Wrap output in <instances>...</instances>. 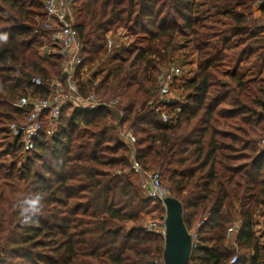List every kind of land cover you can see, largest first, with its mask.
I'll return each instance as SVG.
<instances>
[{"label":"trees","instance_id":"1","mask_svg":"<svg viewBox=\"0 0 264 264\" xmlns=\"http://www.w3.org/2000/svg\"><path fill=\"white\" fill-rule=\"evenodd\" d=\"M196 2L77 0L75 27L87 60L106 52L108 31L122 28L133 37L102 61L97 93L128 96L124 122L137 137L136 159L167 181L187 229L197 232L191 264H229L238 248L246 253L235 264H264L255 231L257 214L264 215V147H257L264 81H245L239 71L251 59L264 67V27L254 17L248 22L252 0H203L228 21L220 35H209ZM44 15L42 0H0V33L8 34L0 58L11 63L0 65V135L8 140L0 150V264H159L165 240L145 229L144 216L165 219V207L131 179L129 148L109 125L106 108L84 113L67 106L57 134L49 136L45 123L32 155L18 158L24 146L10 125L28 114L12 103L47 97L48 82L61 76L62 56L39 54L46 33L34 30L35 17ZM181 35L194 36L198 63L178 123L165 125L151 108L154 84L182 48ZM36 76L43 86L32 84ZM37 192L46 196L44 214L24 225L17 203ZM235 222L233 242L226 233Z\"/></svg>","mask_w":264,"mask_h":264},{"label":"built area","instance_id":"2","mask_svg":"<svg viewBox=\"0 0 264 264\" xmlns=\"http://www.w3.org/2000/svg\"><path fill=\"white\" fill-rule=\"evenodd\" d=\"M42 2L45 15L36 18L34 27L36 32L46 33L40 55L42 57L61 55L63 58L61 76H55L48 82L50 93L47 97L24 95L12 103L14 108L27 112L28 117L22 123L10 125L11 133L21 137L25 155L30 156L45 123L49 125L47 130L49 136L57 134L58 124L64 118V109L67 106H73L75 110L84 113L106 108L109 112L107 117L109 125L114 127L117 138L129 148L130 170L134 176L140 178L141 192L147 198L162 202L170 195L169 187L163 183L158 171L143 168L136 159L137 137L134 131L124 123L125 98L118 94L106 99L97 93L98 87L104 80L105 72L97 71L98 69L91 71L93 63L86 58L84 44L74 24L73 11L77 0H42ZM110 41L111 38L108 36L107 48L111 51L113 44ZM7 63H10V60L6 57L0 58V65L4 66ZM181 74L182 70L179 66H170L167 71L159 74L156 81L154 90L156 100L151 101V108L162 124H177L180 113L184 109V87L189 77H182ZM31 82L38 87L44 85L43 79L39 76L34 77ZM123 172L128 171L125 169ZM144 226L150 232L161 234L163 237L165 235V219L162 223L148 219L145 220ZM238 232L239 224L237 222L231 224L226 233L228 240L234 242ZM190 233L195 247L199 242L197 232ZM237 260V255H234L229 264H235ZM159 264H165L163 258Z\"/></svg>","mask_w":264,"mask_h":264},{"label":"rangeland","instance_id":"3","mask_svg":"<svg viewBox=\"0 0 264 264\" xmlns=\"http://www.w3.org/2000/svg\"><path fill=\"white\" fill-rule=\"evenodd\" d=\"M201 1H203V0H198L196 2V9H197L196 14H197L198 19L206 24V31L205 32H207V34H209V35L210 34L220 35V32L224 31V29L226 28L228 21H226L225 18H223V16L217 15V13L214 11V9H212L210 7L209 4H205ZM252 1H253L252 6L250 7L248 4V6L246 7V12L249 16L248 22L251 25L254 24L253 18H252V17H254V11H256L258 14H260L259 13V7H261V5L264 4V0H252ZM250 13H252V14H250ZM36 18H37V16L35 17V21H36ZM73 18H74V24H75L76 23L75 9L73 11ZM256 23H257V25L260 24V25H262V27H264V16L262 14H260V17L258 18ZM108 36L111 38L110 43L113 44V48L111 51L108 48H106V52L101 51L97 57L93 58L94 60H92V59L89 60L93 63L92 64L93 67H92L91 71L93 69H98L97 71H100L103 67H106V66L101 65L102 61L108 55L115 53V51L118 48H121L123 46H128L131 42V39H133L132 36L128 37L126 30H124L122 28L112 29V30L108 31L106 38H108ZM231 40H232V38H231ZM177 41L182 45V48L180 50L176 51L172 55L171 62L168 61V59H167V62H165V65L161 66L160 73H162L163 71L164 72L167 71V69H169L170 66H175V67L179 66L182 70V74H181L182 77H185V78L191 77L193 72L196 70L197 63H198L197 53L195 51H193L195 38H194V36L186 37V36L181 35L179 38H177ZM42 47L40 48V50L42 49ZM40 50H39V54H40ZM10 64L11 63H7L4 66H9ZM62 65H63V60L61 61L60 68ZM60 71H61V69H60ZM239 71L244 75L245 81H262V80L264 81V67H262V68L258 67L253 62V59H251L249 62L241 63L239 66ZM103 72H105V71H103ZM159 74H158V76H159ZM158 76H157V79H158ZM157 79H156V81H157ZM154 85H156V82ZM123 97L125 98L126 103H127L129 100L128 96H123ZM257 139L258 140L260 139L257 142V147L259 149L263 148L264 147V132H263L262 136L260 135ZM7 143H8L7 137L0 135V150L4 149L7 146ZM18 158L22 161H25V159L27 158V155H25V151H24V154H19ZM130 158H131V153H130ZM36 163L37 164H35L34 169L39 167V162H36ZM131 179L137 185H139V182H140L139 177L132 175ZM163 183L166 186H168V183H167V181H165V179H163ZM154 216H155L154 213L147 214L144 216V220L154 219V220H157L159 223H162L164 221V219L161 216H158L157 218H154ZM255 231L257 233L256 235L260 239L261 246L264 247V215L257 214ZM242 253L244 254V253H246V251L240 250V248H238L236 251V254L241 255Z\"/></svg>","mask_w":264,"mask_h":264},{"label":"water","instance_id":"4","mask_svg":"<svg viewBox=\"0 0 264 264\" xmlns=\"http://www.w3.org/2000/svg\"><path fill=\"white\" fill-rule=\"evenodd\" d=\"M162 203L166 210L163 261L165 264H191L194 243L184 222L183 205L171 195L165 197Z\"/></svg>","mask_w":264,"mask_h":264},{"label":"clouds","instance_id":"5","mask_svg":"<svg viewBox=\"0 0 264 264\" xmlns=\"http://www.w3.org/2000/svg\"><path fill=\"white\" fill-rule=\"evenodd\" d=\"M7 33H0V43H6ZM46 196L43 192H37L22 198L17 203V209L21 218V223L29 225L37 222V218L44 214Z\"/></svg>","mask_w":264,"mask_h":264},{"label":"crops","instance_id":"6","mask_svg":"<svg viewBox=\"0 0 264 264\" xmlns=\"http://www.w3.org/2000/svg\"><path fill=\"white\" fill-rule=\"evenodd\" d=\"M259 13L261 14V7H259ZM260 14H258L256 11H254V19H258L260 17Z\"/></svg>","mask_w":264,"mask_h":264}]
</instances>
